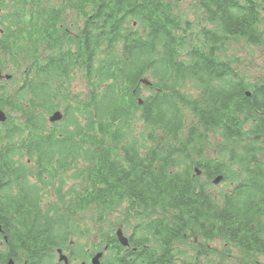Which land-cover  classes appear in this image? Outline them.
I'll return each instance as SVG.
<instances>
[{"label": "trees", "instance_id": "1", "mask_svg": "<svg viewBox=\"0 0 264 264\" xmlns=\"http://www.w3.org/2000/svg\"><path fill=\"white\" fill-rule=\"evenodd\" d=\"M43 1L0 0L5 39L32 30L43 42V34L56 31L55 44H76L80 60L75 64H85L86 68L98 52L102 57L95 72L100 133L86 146L68 145L65 138L44 137L43 125L35 123L34 117L36 178L28 186L18 184L25 171L14 160L16 146L0 148V187L4 186L0 190V225L8 232L21 226L18 232L10 233L8 244L12 246L11 239L19 238V248L31 256L29 259H45L43 264H50L55 249L67 248L68 241L76 237L73 232L81 231L78 219L94 216L92 220L109 232L114 224L109 225V212L115 211L118 217L126 216L120 221L126 226L129 218L146 217V222L133 226L136 235L130 238L131 245L142 249L144 255L130 252L122 259L109 250L103 264H181L176 254L188 245L196 258L194 264H214V260L215 264H230L233 254L239 256L238 264L264 260V85L247 82L233 67L237 62L234 57L218 60L229 39L244 40L247 46L264 45L260 16L264 0H201L211 27L195 26L196 30L167 0H78L81 6L92 7L93 15L84 37L74 39L61 35L58 29L63 11ZM46 5L51 8L48 13ZM22 22L23 27L18 25ZM38 23L49 27L39 28ZM70 54L67 50L59 57L51 56L49 75L61 73ZM46 69L41 64L35 66L38 86L50 85L51 78L43 77ZM142 76L150 77L162 92L152 93L139 106L132 91ZM189 85L201 89L203 99L186 97ZM39 100L49 101L47 93ZM47 107L48 102L44 112H48ZM188 111L200 113L207 131L225 130L226 142L237 144L242 151L240 155L233 153L240 172L229 174L233 179H227L237 182L236 186L219 199L213 198L207 185L214 175L232 170H220L223 163L214 167L212 160L202 159L195 164L206 179L201 183L203 179L192 165L178 169L180 162L171 150H163L167 139L179 143L182 114ZM43 114L41 120H45ZM252 118L261 121L256 130L252 127L249 133L243 132L241 128ZM137 121L143 123L144 130L150 128L149 139L156 142L153 147L145 146L148 152L143 154L136 137ZM154 132L160 135L153 136ZM247 139L250 141L244 144ZM179 144L181 154L189 157L186 146ZM68 181L74 183L67 187ZM12 182H16V190L10 188ZM53 186L58 201H51L43 211L39 205L43 206L44 195ZM64 188L69 189L65 195L61 193ZM191 236L198 244L188 240ZM99 239L104 245H117L108 234ZM76 247L78 256L82 245L76 242ZM15 251L12 247L13 255ZM202 257H206L205 262L199 263ZM186 260L190 264V255Z\"/></svg>", "mask_w": 264, "mask_h": 264}, {"label": "rangeland", "instance_id": "2", "mask_svg": "<svg viewBox=\"0 0 264 264\" xmlns=\"http://www.w3.org/2000/svg\"><path fill=\"white\" fill-rule=\"evenodd\" d=\"M6 2H9V0H6ZM45 3H50L52 5H56V7L60 8V10L63 11L62 13V21L61 23L65 24L69 29L71 28H75V23H80L81 25H83L82 21L76 20V14H75V10L77 8V3L74 2L73 4L69 3V0H44ZM175 2L178 3V8L179 11H181L183 13V15L188 16V19H190V14H192V12L195 9V5L193 4V0H175ZM72 5L74 6L72 9ZM66 8V9H65ZM69 8V9H68ZM88 9L86 10L87 14L88 13ZM193 18L191 17V20ZM194 22V20H193ZM53 37V40L55 41L57 36L56 35H51ZM1 39V36H0ZM222 56H229V57H235L236 59H238V61L234 64H236L235 66H233L234 68H236L237 70L241 71L243 77H245L250 83L252 82H258L259 80L264 82V45L262 46H247L244 42V40H238V41H233L230 42L226 45L225 48V52L222 53ZM40 57L41 54H40ZM0 58L2 59H6V57L4 56H0ZM22 64H24V66H27L28 64L26 62L23 61V57H16ZM102 57L98 54V52L95 53V61L96 63L101 60ZM8 65L5 66L4 68L1 69L2 74L5 76L6 74L9 75H15V72L17 73V76L15 78V83L12 84V86H15L18 84V82L20 81L21 75L23 74V71H16L12 64H10L11 60L8 58L7 60ZM78 69L81 70L80 67H78ZM80 73H78L79 75ZM75 74L73 76V78H71L69 81H67L68 83V88L72 89V90H77L79 91V88L81 87H85V86H89L90 82L88 80H86L82 74H80L79 76ZM10 84V83H9ZM191 89V88H190ZM77 91H74L73 93H78ZM197 89L196 88H192V90H185V95L189 96L190 99H192V97H197ZM195 100H197V98H195ZM40 112V111H39ZM187 117V121L189 122L191 120L190 117V113L187 112L186 114ZM36 119H38V116L36 117ZM56 121H59L58 119ZM72 121V118H69V120L67 121V124H69ZM42 122V121H41ZM76 122L79 125H84V123L86 122L85 118H76ZM60 126L59 123H57V125H55V127ZM43 127L46 128L48 130V128H50V123L45 121L43 122ZM190 127V126H189ZM189 127L187 128V134L185 136V139L188 138V133L189 131ZM136 137L139 139L138 140V145L143 149L141 151H144V149L147 147H151L154 143L153 142H149L146 141L145 138H147L146 133L148 131V129L145 131L144 130V125L137 121L136 125ZM199 134L203 135V131L201 128H198L197 126L193 127ZM222 141L220 140L219 142L217 140H214L212 138H209L207 140L204 141V148H203V154L202 157L208 159V160H215V161H224L227 163H231L227 161V157L225 156V154L223 153V151H221L218 147V144H221ZM169 148L165 149L164 151H169L171 149V147H178L177 145H174L173 143H168ZM187 153L190 155L189 159H186L182 154V156H176L174 157L177 161H179L180 163L178 164V169H183L184 168V164H187V162L192 158H195L197 161L200 159L198 156H196L192 150L191 147L186 148ZM19 158V164L20 163H24L21 167V169H23L24 172L23 173V177L29 182L32 183L35 180V168L33 165V162H31L30 164L27 163L26 161V156L25 153H22L21 155L18 156ZM31 158V156H30ZM15 159V156H14ZM26 162V163H25ZM191 162V161H189ZM78 164L80 165V163L78 162ZM195 166V165H193ZM231 167V166H230ZM233 169L238 170L237 167H233ZM205 179L201 180V183H205ZM74 182L73 181H68L67 187H70ZM229 186L230 184L227 183L226 185H220V184H212L211 181H209L207 187L210 189L211 194L214 197H218L220 196L222 193H226L229 192ZM54 188H50L48 190L49 194L44 195V203L43 206H40L39 208L43 211H45L48 208V204L51 201L57 202V192H56V187L53 186ZM69 191V189H63L61 191L62 194H67ZM43 196V194H42ZM65 199H68V196L64 197ZM53 202V203H54ZM110 211V210H109ZM53 213V212H51ZM121 213V212H120ZM109 217H111V219H109V225L110 223L114 222L115 224H113L112 226L115 228L121 227L119 225L124 226V228L126 227V224H121L120 221L124 219V215H121L120 217H118V213L115 211H110L109 212ZM92 215V214H91ZM151 215V214H150ZM149 216V215H148ZM142 217V216H141ZM96 217L94 216H90V217H83L81 219H78L79 222V226L81 224V227H79L82 231H87V232H92L94 235L96 234H100V232H102L104 230V225L103 224H96L94 221H92V219H95ZM128 225V222H126ZM77 224V223H76ZM131 225H129L130 227ZM128 228V227H127ZM126 228V229H127ZM74 229L77 230V227L74 226ZM79 231V230H78ZM192 238H188V240L193 239L192 240V244H198L199 241H196V239L191 236ZM100 241V239L98 240ZM192 247V246H191ZM189 245L184 248V250L190 249L191 248ZM103 248V246L101 247V249ZM229 250V249H228ZM234 257H231L229 259V263L230 264H238L239 262V256L233 254ZM182 256H185V254H182ZM205 258L206 257H202L198 260L199 263H203L205 262ZM214 260V258H213ZM213 263L215 264V260L213 261Z\"/></svg>", "mask_w": 264, "mask_h": 264}, {"label": "flooded vegetation", "instance_id": "3", "mask_svg": "<svg viewBox=\"0 0 264 264\" xmlns=\"http://www.w3.org/2000/svg\"><path fill=\"white\" fill-rule=\"evenodd\" d=\"M10 80V77L8 75H2L0 72V111H3L5 115L7 116V119L10 117V106L9 103L12 100H14L15 95H16V89L10 87L8 85ZM7 93H10V95H5ZM5 95V96H4ZM4 96V97H3ZM26 108L30 110L31 108V99L26 98ZM6 122V123H5ZM3 124H0V131L5 130L7 127V120ZM21 123H23V119L21 120ZM32 126L31 123L27 124V129L31 130ZM2 247H0L1 249ZM67 259L69 260V264H72L77 261L76 257L72 256L70 253L67 254ZM57 264V262L55 261ZM81 264H85V262H80ZM0 264H5V263H0ZM14 264H26L18 261H14ZM30 264H38L35 262H31Z\"/></svg>", "mask_w": 264, "mask_h": 264}, {"label": "water", "instance_id": "4", "mask_svg": "<svg viewBox=\"0 0 264 264\" xmlns=\"http://www.w3.org/2000/svg\"><path fill=\"white\" fill-rule=\"evenodd\" d=\"M57 117V116H56ZM218 181V180H217ZM123 243H124V241H122ZM100 256L98 255V256H96L95 258H94V260H93V263H97L98 262V258H99ZM8 264H11L10 262L8 263Z\"/></svg>", "mask_w": 264, "mask_h": 264}]
</instances>
